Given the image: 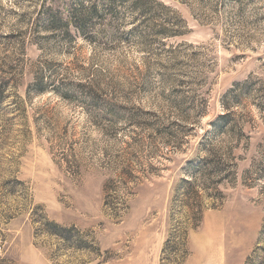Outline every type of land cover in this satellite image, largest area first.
I'll list each match as a JSON object with an SVG mask.
<instances>
[{
	"label": "rangeland",
	"instance_id": "374dc122",
	"mask_svg": "<svg viewBox=\"0 0 264 264\" xmlns=\"http://www.w3.org/2000/svg\"><path fill=\"white\" fill-rule=\"evenodd\" d=\"M91 1L0 0V264H264V0Z\"/></svg>",
	"mask_w": 264,
	"mask_h": 264
},
{
	"label": "trees",
	"instance_id": "16d2710c",
	"mask_svg": "<svg viewBox=\"0 0 264 264\" xmlns=\"http://www.w3.org/2000/svg\"><path fill=\"white\" fill-rule=\"evenodd\" d=\"M85 1H88L91 6L86 7ZM43 7V14L46 13L48 18L49 29H65L64 31L67 32V27L73 25L76 28L77 33L82 34L84 36L93 35L92 32L88 30V24L94 18L101 19V16L103 15L102 12L98 11V4L92 2L91 0H79V8H75V10L72 12L73 14L71 18L65 21L62 19V13L60 10L54 12L52 8H46L45 6ZM226 109L227 112L219 118V122L226 123L233 117V112L229 108ZM192 183L194 184L193 179L191 181L186 180V185H190ZM47 227H49L50 229L48 233H54L57 237H61V235H65L66 233H68V231L62 230V228L57 225L47 224Z\"/></svg>",
	"mask_w": 264,
	"mask_h": 264
}]
</instances>
